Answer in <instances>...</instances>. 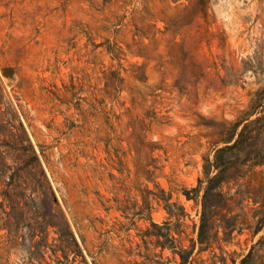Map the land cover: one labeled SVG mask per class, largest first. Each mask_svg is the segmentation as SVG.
Masks as SVG:
<instances>
[{
	"label": "rangeland",
	"instance_id": "obj_1",
	"mask_svg": "<svg viewBox=\"0 0 264 264\" xmlns=\"http://www.w3.org/2000/svg\"><path fill=\"white\" fill-rule=\"evenodd\" d=\"M33 152L0 264H264V0H0V167Z\"/></svg>",
	"mask_w": 264,
	"mask_h": 264
},
{
	"label": "trees",
	"instance_id": "obj_2",
	"mask_svg": "<svg viewBox=\"0 0 264 264\" xmlns=\"http://www.w3.org/2000/svg\"><path fill=\"white\" fill-rule=\"evenodd\" d=\"M239 143L240 142L235 141L232 144H228L223 147L217 148L214 158L212 160L209 159L204 166L205 172L209 173V172H212L213 170L215 174L208 180V184L206 185V187H204L203 193H202L203 208H202L201 220L198 226V242L199 243H203L209 238L210 231L213 228V218L215 216V209L217 207L214 201L216 197L215 190L222 183L226 175V171L228 169L227 166L222 165L224 162L223 154L227 151L234 150L239 145ZM23 170L28 176L36 178L37 185L39 186L46 185L47 187L46 195L51 193L52 198L55 197L52 187L46 178L44 170L42 169L39 157L34 152L30 155L28 162L25 163L24 166L18 165L15 168L7 167V169L0 167V175H5L6 172H7L6 174H8V172H11L8 174L9 179L17 180L18 176L20 177V172ZM19 183L20 182L18 180L17 184H15V186L13 187L12 191H15V187L20 186ZM10 200L12 204L11 211L6 212L4 209L3 210L5 211L6 215L11 216L14 219V221H12L11 219H6L3 223H1L2 220H4V217L0 215V230L4 228H8L9 230L8 240L6 241V244L4 245V247H2L8 254L11 249V247L9 246V243L11 242V238L17 236L20 230V225H19V222L17 221L16 215L20 211H23V207L20 205L19 202L13 200L12 197H10ZM2 206L3 204H1V207ZM61 215H63L64 217V214L62 211H61ZM263 224H264V210L261 211L260 218L258 220L259 227ZM22 235L23 237H25L26 233L24 232ZM179 253L184 262L186 259L187 260L189 259V257L193 253V250L188 251V250L181 248L179 250ZM8 261H9V257H7L6 261L3 262V264L7 263ZM239 264H252L251 252H249L246 256H244L241 259Z\"/></svg>",
	"mask_w": 264,
	"mask_h": 264
}]
</instances>
